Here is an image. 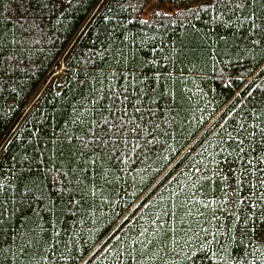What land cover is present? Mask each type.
Masks as SVG:
<instances>
[{"label":"trees","instance_id":"1","mask_svg":"<svg viewBox=\"0 0 264 264\" xmlns=\"http://www.w3.org/2000/svg\"><path fill=\"white\" fill-rule=\"evenodd\" d=\"M166 3L174 8L152 7ZM210 5L0 0V249L11 247L0 264L257 256L251 224L264 213V157L256 160V145L250 154L248 134L258 141L264 127V40L253 44L258 30L241 14L251 9L233 16ZM256 11L264 24V8ZM97 135L108 141L102 160L81 151ZM76 177L87 194L76 191L70 204L64 189ZM223 197L230 219L214 237L208 221ZM130 207L142 208L133 219ZM17 230L28 233L27 256Z\"/></svg>","mask_w":264,"mask_h":264},{"label":"snow or ice","instance_id":"2","mask_svg":"<svg viewBox=\"0 0 264 264\" xmlns=\"http://www.w3.org/2000/svg\"><path fill=\"white\" fill-rule=\"evenodd\" d=\"M259 6L260 8H264V0H212V5L215 6L216 9H218L220 12H222L224 15H227L229 12L232 13L233 16L236 15V12L241 9H251L248 13H241L244 15L245 21H251L250 28L253 30H258L257 35L260 37V39L254 40L253 44H260L262 40H264V24H258L256 23L257 20L261 19L259 15H257L256 6ZM105 19H108V17H105ZM216 19H220V17H216ZM224 23H233L231 19L227 21H222ZM237 23H242V21L239 20V17H237ZM127 99V97H125ZM139 111V109H136ZM113 129H115L119 133L128 132L129 134L135 133L137 136L140 135L142 129L139 125H135V127H128L125 128L124 124L121 123L119 126H117L115 123L111 125ZM259 140H255L256 133H249L248 138L252 141V144L249 145V151L250 154L255 155L256 148H254L252 145H256L260 149V155L256 156V160L258 162H261V158L264 157V127H259ZM154 143V141H146V144ZM108 145V141L103 139L102 136H94L92 142L84 143L82 145L81 151L83 149H87L89 147L92 148V156L96 159L102 160L104 156H108V152L106 151ZM136 147H140L139 144L136 145ZM99 148L101 152L98 154L96 152V149ZM116 150V146L113 145L112 151ZM241 152L244 151L243 148L240 150ZM110 159V156H109ZM87 163V161H85ZM95 175L100 176L99 172H96ZM106 175V172H105ZM103 178V176H101ZM78 183L76 187H68L64 189L68 193V203L75 204L77 203L76 199L74 198V193L76 191H80L84 195L87 194V190L83 187H80V185L83 184V181L79 179V177H76ZM3 185H0V188H3ZM37 199H40L39 197ZM0 207H3V205H0ZM7 209L4 208L3 212H6ZM3 212H0V220H3ZM239 219V217H237ZM264 213L261 214V217L259 218V221L253 220L251 224L252 230L255 232L256 230H259L261 232H264ZM43 231V229H42ZM13 236V242L15 241V238L19 236L24 243H22L19 248L18 252L20 255L27 256V246H30V243L27 239H25L28 236V233L17 230L12 234ZM27 245V246H26ZM11 251V247L0 249V257H3L4 259H8V252ZM13 258L16 257V253H13Z\"/></svg>","mask_w":264,"mask_h":264},{"label":"rangeland","instance_id":"3","mask_svg":"<svg viewBox=\"0 0 264 264\" xmlns=\"http://www.w3.org/2000/svg\"><path fill=\"white\" fill-rule=\"evenodd\" d=\"M152 7L162 8L163 10H166V11H170L171 8L172 9L174 8L173 5L168 4V3H166L165 5L164 4H161V5L160 4H154ZM149 9L150 8H148V10ZM61 69H62V66L60 67V69H57L55 74H59ZM185 150H188V149L186 148ZM259 188H260V186H259ZM259 192H260V194H262L263 191L259 190ZM228 200H230V199L227 198V197H223V199L217 198L216 204H217V206H218V204L220 205V208H218L220 212L218 211V209H216V213H218V214L214 218H212V219H210L208 221L209 222L208 223L209 231L210 232H212V231L215 232V234H213L214 237L215 236L220 237V235L222 234L221 232L223 231V229H222V227L224 226L223 223H226L230 219V217L228 216V213H227L228 207L225 206V205L222 206V203H221V201L223 203H225ZM202 206H206V205H202ZM217 206L215 205V207H217ZM140 210L133 213L132 207H130L129 208V213H133L131 219L135 218V216H138ZM212 211H214V209ZM144 232H146V228H143V233ZM250 238H251V236H250ZM252 238H255V239H253L254 240L253 244H254L255 248L259 247V249L256 248L255 255L257 253V256H255L254 259H248V260H250L248 264H264V232L259 231L258 233L254 234ZM191 239H192V236L189 239V241H191ZM141 240H140V242H141ZM246 247H247V245H246ZM98 248H99V246L95 245L94 249L88 254L87 258L88 259H94V258L98 257V255H99V253H97V251L99 250ZM176 252L182 258L187 256V250L185 249L184 246L182 247V250H179V251H176ZM173 259L174 258H172L170 261L173 262L174 260H176V259H174V260ZM165 262H167V261H164L163 264H166ZM214 263H217V261H214ZM229 264H247V263H245L244 259H238V261H233L232 260L231 262H229Z\"/></svg>","mask_w":264,"mask_h":264},{"label":"bare ground","instance_id":"4","mask_svg":"<svg viewBox=\"0 0 264 264\" xmlns=\"http://www.w3.org/2000/svg\"><path fill=\"white\" fill-rule=\"evenodd\" d=\"M54 69H55V68H54ZM55 73H56V72L52 73L51 76H54V75L57 76V74H55ZM59 74H60V73H59ZM39 90H40V89H39ZM40 91H41V90H40ZM40 91H39V92H40ZM39 92H37V94H36L35 96H37L38 94H40ZM34 100H35V99H34ZM216 116H217V114L215 115V117H216ZM210 122H211V121H210ZM205 128H206V127H205ZM205 128H204V129H205ZM204 129H203V130H204ZM203 130H202V131H203ZM184 150H185V149H184ZM182 154H183V153H181L180 155H182ZM180 155H179V156H180ZM177 158H178V157H177ZM177 158H176V159H177Z\"/></svg>","mask_w":264,"mask_h":264}]
</instances>
